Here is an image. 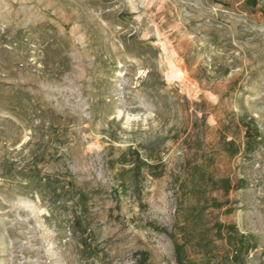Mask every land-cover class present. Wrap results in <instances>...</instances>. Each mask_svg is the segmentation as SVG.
Masks as SVG:
<instances>
[{
  "label": "rangeland",
  "instance_id": "rangeland-1",
  "mask_svg": "<svg viewBox=\"0 0 264 264\" xmlns=\"http://www.w3.org/2000/svg\"><path fill=\"white\" fill-rule=\"evenodd\" d=\"M175 244L264 264V0H0V264Z\"/></svg>",
  "mask_w": 264,
  "mask_h": 264
},
{
  "label": "trees",
  "instance_id": "trees-1",
  "mask_svg": "<svg viewBox=\"0 0 264 264\" xmlns=\"http://www.w3.org/2000/svg\"><path fill=\"white\" fill-rule=\"evenodd\" d=\"M153 227V230L160 232V233H165L167 234L172 240H174L173 235L169 233L166 229L162 228H157L154 226V224H151ZM222 227L219 226L218 230L219 232L221 231ZM184 245L181 244H175L174 247V255H175V260L177 264H185V253H184ZM136 263L137 264H147L149 261V253L145 251L138 252L136 255Z\"/></svg>",
  "mask_w": 264,
  "mask_h": 264
},
{
  "label": "bare ground",
  "instance_id": "bare-ground-1",
  "mask_svg": "<svg viewBox=\"0 0 264 264\" xmlns=\"http://www.w3.org/2000/svg\"><path fill=\"white\" fill-rule=\"evenodd\" d=\"M162 49H163L164 52L168 51V48H167V46L165 44H163V48ZM168 64H169L171 70L167 73V79L170 82L171 81H178V80L182 79V77H184L185 80H186V78H187L186 72L181 71V69L177 68L172 62H168Z\"/></svg>",
  "mask_w": 264,
  "mask_h": 264
}]
</instances>
